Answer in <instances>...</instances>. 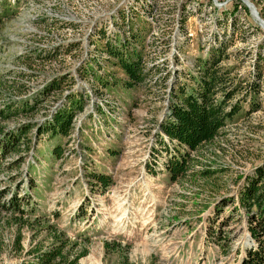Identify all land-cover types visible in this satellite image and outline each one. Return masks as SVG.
<instances>
[{"label": "rangeland", "instance_id": "obj_1", "mask_svg": "<svg viewBox=\"0 0 264 264\" xmlns=\"http://www.w3.org/2000/svg\"><path fill=\"white\" fill-rule=\"evenodd\" d=\"M250 3L264 11V0H0L4 130L43 124L72 90L89 99L68 136L33 127L18 152L0 153V264H40L37 249L59 244L50 227L69 238L70 257L86 250L80 264L244 263L257 241L239 190L264 164V28ZM127 36L143 54V80L131 87L105 41L123 48ZM220 40L232 44L221 66L241 82L261 53L262 107L189 151L196 159L173 181L165 163L188 150L160 128L171 89L190 84ZM61 76V89L41 93ZM93 172L112 185L101 191ZM14 192L29 200L22 221L3 206Z\"/></svg>", "mask_w": 264, "mask_h": 264}, {"label": "trees", "instance_id": "obj_2", "mask_svg": "<svg viewBox=\"0 0 264 264\" xmlns=\"http://www.w3.org/2000/svg\"><path fill=\"white\" fill-rule=\"evenodd\" d=\"M6 11L4 12L6 13ZM259 12L264 17V11L259 9ZM104 35L103 32L102 36L104 37ZM133 35L135 36V33ZM105 41L108 59H114L113 63L120 66L128 75L125 85L131 87L141 82L144 76L143 54L137 43L138 40L135 39L136 42H132V38L125 37L122 41L120 40L124 45L123 48L113 45L109 40ZM231 45L226 40H220L217 45L209 49L207 57L200 58L196 74L190 75L191 83L178 84L175 85L176 88L173 86L171 89L172 100L169 111L166 119L160 123V128L166 137L178 142L188 150L179 156L172 155L165 163L173 181H177L185 175L191 167V162L196 159L191 157L190 152L197 151L205 143L214 141L227 125L239 117L250 115L262 107L260 100L262 71L259 70L262 69L260 66L261 53L256 64L258 69L252 75L251 80L241 82L231 78L229 69L221 66V63L229 57L228 50ZM62 80L63 76L54 78L41 93L48 94L49 91L61 89ZM244 83H246L245 86H243ZM239 92L241 95L236 96ZM65 98L64 104L56 108L50 119L43 124L36 126L25 124L14 131H6L0 125L1 156L5 157L18 152L23 137L33 127H35L37 136L43 134L52 137L68 136L73 128L75 117L85 111L89 99L86 93L80 90L68 92ZM245 103L248 104L247 108L244 106ZM34 107H36L35 104L26 102L23 109L31 110ZM9 110L7 107L0 109V115L9 117L11 113ZM51 153L54 157L61 158L64 151L58 144L52 148ZM92 176L93 183L99 185L103 192L113 183L112 178L106 174L94 173ZM238 196L240 207H243L248 216L249 232L257 241V245L248 251L243 264H264V164L256 167L254 173L244 179ZM25 198V196L19 198L14 192L12 197L3 204L8 212L21 213L20 217H14L16 221H22L21 217L26 212L25 204L29 203V200H25ZM50 228L59 244L46 251L37 249L40 264H80V259L87 255L86 250L70 257L69 250H67L69 238H65V234L61 231L53 229V227ZM15 240L20 247L22 240L20 233ZM105 247L109 249L111 243L106 241Z\"/></svg>", "mask_w": 264, "mask_h": 264}, {"label": "bare ground", "instance_id": "obj_3", "mask_svg": "<svg viewBox=\"0 0 264 264\" xmlns=\"http://www.w3.org/2000/svg\"><path fill=\"white\" fill-rule=\"evenodd\" d=\"M252 13L256 14V17H258V20L261 22V26L264 28V19L262 20V17H260L254 9H252Z\"/></svg>", "mask_w": 264, "mask_h": 264}, {"label": "water", "instance_id": "obj_4", "mask_svg": "<svg viewBox=\"0 0 264 264\" xmlns=\"http://www.w3.org/2000/svg\"><path fill=\"white\" fill-rule=\"evenodd\" d=\"M215 1H217V0H215ZM217 3V2H216ZM250 4H252V3H250ZM252 6H253V9L256 11V13L260 16V13H259V11L257 10V8L252 4ZM261 17V16H260ZM262 20H263V18H261Z\"/></svg>", "mask_w": 264, "mask_h": 264}, {"label": "built area", "instance_id": "obj_5", "mask_svg": "<svg viewBox=\"0 0 264 264\" xmlns=\"http://www.w3.org/2000/svg\"><path fill=\"white\" fill-rule=\"evenodd\" d=\"M109 57V56H108Z\"/></svg>", "mask_w": 264, "mask_h": 264}]
</instances>
